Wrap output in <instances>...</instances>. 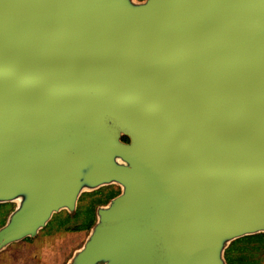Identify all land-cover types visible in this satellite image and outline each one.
Segmentation results:
<instances>
[{"label":"water","instance_id":"obj_1","mask_svg":"<svg viewBox=\"0 0 264 264\" xmlns=\"http://www.w3.org/2000/svg\"><path fill=\"white\" fill-rule=\"evenodd\" d=\"M111 185L65 264L264 234V0H0V253Z\"/></svg>","mask_w":264,"mask_h":264},{"label":"rangeland","instance_id":"obj_2","mask_svg":"<svg viewBox=\"0 0 264 264\" xmlns=\"http://www.w3.org/2000/svg\"><path fill=\"white\" fill-rule=\"evenodd\" d=\"M120 193L115 185L84 193L75 213L62 211L47 227L31 239L10 245L0 253V264H65L89 233L86 227L95 217L96 208ZM13 204L0 206V227L13 210ZM229 264H264V235L241 238L226 251Z\"/></svg>","mask_w":264,"mask_h":264},{"label":"trees","instance_id":"obj_3","mask_svg":"<svg viewBox=\"0 0 264 264\" xmlns=\"http://www.w3.org/2000/svg\"><path fill=\"white\" fill-rule=\"evenodd\" d=\"M123 140H124V141H129V139L126 138V137H124ZM110 200H111V199H110ZM110 200H109V201H110ZM109 201H108V202H109ZM108 202H106V203H108ZM1 205H5V204H0V206H1ZM95 222H96V211H95V217H94L92 220H90V222L88 223V225H87L86 227H88L89 230H90V228L95 224ZM259 235H264V234H259ZM28 239H31V238H28Z\"/></svg>","mask_w":264,"mask_h":264}]
</instances>
